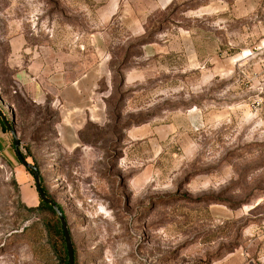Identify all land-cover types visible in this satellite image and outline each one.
I'll use <instances>...</instances> for the list:
<instances>
[{
    "label": "rangeland",
    "instance_id": "1",
    "mask_svg": "<svg viewBox=\"0 0 264 264\" xmlns=\"http://www.w3.org/2000/svg\"><path fill=\"white\" fill-rule=\"evenodd\" d=\"M105 1L0 0V264H59L14 138L77 264H264V0L171 7L134 34L112 32ZM16 41L51 57L110 44L107 121L81 132L91 144L59 148L55 108L16 85ZM149 43L167 52L143 56Z\"/></svg>",
    "mask_w": 264,
    "mask_h": 264
},
{
    "label": "crops",
    "instance_id": "2",
    "mask_svg": "<svg viewBox=\"0 0 264 264\" xmlns=\"http://www.w3.org/2000/svg\"><path fill=\"white\" fill-rule=\"evenodd\" d=\"M198 1L106 0L105 20L108 24L112 19V32L142 33L145 31L143 26L157 23L155 19L167 9L189 4L193 6ZM241 2L233 0L234 7L240 9ZM176 30L177 26L170 23L164 25L161 31L171 34ZM151 44L142 48L143 56L167 52V47L157 48ZM105 45L106 50L102 51L99 44H70L65 51H58L52 57L48 48L39 54L28 44L16 41L11 46L10 59L17 68L16 85L23 88L34 103L48 102L55 108L53 130L59 148L65 152L91 144L82 140L81 132L89 125L103 126L107 121L105 94L112 84L110 62L113 55L109 51L110 44ZM83 49L85 51H81ZM98 50L101 52L98 53ZM81 59L86 61L85 64ZM89 60L93 63H89ZM124 73L125 82L136 79L134 69ZM0 136L4 137V134L0 132Z\"/></svg>",
    "mask_w": 264,
    "mask_h": 264
},
{
    "label": "trees",
    "instance_id": "3",
    "mask_svg": "<svg viewBox=\"0 0 264 264\" xmlns=\"http://www.w3.org/2000/svg\"><path fill=\"white\" fill-rule=\"evenodd\" d=\"M1 126H2L3 130H6V127H5V125L3 123H1ZM15 154H16V157L19 160V162L22 164V159H25V157L22 155V153L19 151V149L15 150ZM34 166L36 167L37 172L39 174L38 167H37V165L35 163H34ZM25 169L29 173H34V171L31 168H25ZM39 177H40V174H39ZM42 190L45 193V195L47 196V198L53 200L49 196L48 192L43 187H42ZM39 198H40V196H39ZM57 206H58L59 210L62 212L61 207L58 204H57ZM27 210L28 211L43 210V211L48 212L52 216V220H51V223L49 225V231L51 233L52 240H53L52 247H53V249L55 250V253L58 256L59 264H68L67 252H66V247H65L62 227H61L60 221H59L58 217L56 216V213L54 212L52 206L50 204H48L47 202H44L40 198L39 199V204L36 207H30V208H27ZM73 251H74V264H77L76 263V253H75L74 247H73Z\"/></svg>",
    "mask_w": 264,
    "mask_h": 264
},
{
    "label": "water",
    "instance_id": "4",
    "mask_svg": "<svg viewBox=\"0 0 264 264\" xmlns=\"http://www.w3.org/2000/svg\"><path fill=\"white\" fill-rule=\"evenodd\" d=\"M0 116L1 119L4 123V125L9 128V130H11L10 127V123L8 122L7 118L5 117L4 114H2L0 112ZM19 146V141L17 138H14V149H18ZM22 164L25 168H31L34 171V179H35V186H36V190L40 196V198L44 201L47 202L48 204H50L54 210V212L56 213L61 227H62V231H63V237H64V242H65V247H66V252H67V259H68V264H74V251H73V245H72V241H71V237H70V233L67 227V223L66 220L62 214V212L59 210L57 204L55 201L47 198V196L45 195V193L42 190V187L40 185V177L39 174L37 172L36 167L33 164H30L29 162H27L25 159H22Z\"/></svg>",
    "mask_w": 264,
    "mask_h": 264
}]
</instances>
